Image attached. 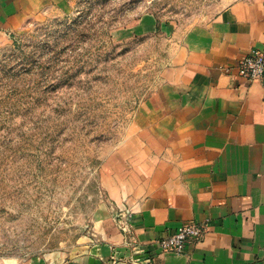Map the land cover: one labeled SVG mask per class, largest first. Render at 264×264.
I'll return each instance as SVG.
<instances>
[{
    "label": "rangeland",
    "instance_id": "374dc122",
    "mask_svg": "<svg viewBox=\"0 0 264 264\" xmlns=\"http://www.w3.org/2000/svg\"><path fill=\"white\" fill-rule=\"evenodd\" d=\"M236 1L61 0L0 38V264H64L96 215L119 227L136 113Z\"/></svg>",
    "mask_w": 264,
    "mask_h": 264
},
{
    "label": "crops",
    "instance_id": "0c3cea01",
    "mask_svg": "<svg viewBox=\"0 0 264 264\" xmlns=\"http://www.w3.org/2000/svg\"><path fill=\"white\" fill-rule=\"evenodd\" d=\"M57 2L0 0V38ZM178 48L166 81L136 113L131 168L118 176L130 234L110 213L96 215L93 238L64 264H264V79L236 69L251 50L264 51V0H237ZM191 222L206 227L199 244L182 254L155 245Z\"/></svg>",
    "mask_w": 264,
    "mask_h": 264
},
{
    "label": "built area",
    "instance_id": "2783aa9c",
    "mask_svg": "<svg viewBox=\"0 0 264 264\" xmlns=\"http://www.w3.org/2000/svg\"><path fill=\"white\" fill-rule=\"evenodd\" d=\"M238 75L250 82L264 79V51L259 49L251 50L247 55L241 57L236 65ZM231 69L228 68L227 72ZM132 211L122 214L119 227L125 234H130V219ZM206 227L195 222L183 225L177 232L158 239L155 245L163 253L182 254L188 244H199L204 240ZM151 258L146 260L133 259L131 264H150Z\"/></svg>",
    "mask_w": 264,
    "mask_h": 264
}]
</instances>
